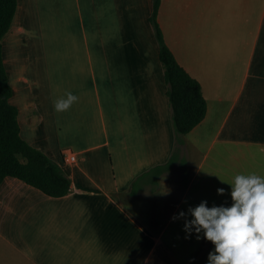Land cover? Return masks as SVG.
Here are the masks:
<instances>
[{
  "label": "crops",
  "instance_id": "0c3cea01",
  "mask_svg": "<svg viewBox=\"0 0 264 264\" xmlns=\"http://www.w3.org/2000/svg\"><path fill=\"white\" fill-rule=\"evenodd\" d=\"M151 10L152 0H17L2 40L10 101L21 136L62 167L71 190L53 197L3 179L0 264H208L214 245L185 232L188 208L230 206L221 180L264 175V0H161L165 41L199 80L207 111L171 168L130 192L175 147ZM199 49L237 51L227 62L245 63L236 93L211 91ZM66 92L78 102L55 111Z\"/></svg>",
  "mask_w": 264,
  "mask_h": 264
},
{
  "label": "trees",
  "instance_id": "16d2710c",
  "mask_svg": "<svg viewBox=\"0 0 264 264\" xmlns=\"http://www.w3.org/2000/svg\"><path fill=\"white\" fill-rule=\"evenodd\" d=\"M160 4L161 0H152L149 21L154 29L163 66L175 147L166 162L153 166L132 181L131 193L139 179L148 172L157 178L171 168L180 157L179 144L183 135L196 126L207 111V101L199 80L178 62L165 41L158 21ZM16 8L17 0H0V184L6 176H13L49 196L59 197L70 192V177L57 162L21 136L18 109L10 101L12 87L3 62L2 40L11 27Z\"/></svg>",
  "mask_w": 264,
  "mask_h": 264
},
{
  "label": "clouds",
  "instance_id": "9594fccd",
  "mask_svg": "<svg viewBox=\"0 0 264 264\" xmlns=\"http://www.w3.org/2000/svg\"><path fill=\"white\" fill-rule=\"evenodd\" d=\"M78 99L66 92L53 102L54 109L67 111ZM221 181L231 186V205L208 207L207 201H201L189 207L192 219L185 220V232L190 236L194 230L198 240L203 233V238L214 245L208 264H264V175L237 173L231 182ZM224 191L218 188L217 194ZM185 215L181 211L173 220Z\"/></svg>",
  "mask_w": 264,
  "mask_h": 264
},
{
  "label": "rangeland",
  "instance_id": "374dc122",
  "mask_svg": "<svg viewBox=\"0 0 264 264\" xmlns=\"http://www.w3.org/2000/svg\"><path fill=\"white\" fill-rule=\"evenodd\" d=\"M237 51L233 50H208V49H199L193 52L194 55L202 58L203 65L197 66L198 69L202 70L204 73L205 79L210 84L212 92H223V93H236L240 88L244 73H245V63L242 62V57L237 59L234 65H228L227 62L233 61L234 54ZM228 74V81H213V77L223 79V76ZM220 85L219 90H216L215 86ZM176 197V196H175ZM173 197V198H175ZM173 198L170 202H173ZM162 201V200H161ZM160 202V201H159ZM164 201L159 203V211L163 214V217L167 220V206L165 208ZM143 217L147 219L146 213Z\"/></svg>",
  "mask_w": 264,
  "mask_h": 264
},
{
  "label": "built area",
  "instance_id": "2783aa9c",
  "mask_svg": "<svg viewBox=\"0 0 264 264\" xmlns=\"http://www.w3.org/2000/svg\"><path fill=\"white\" fill-rule=\"evenodd\" d=\"M63 159L64 161L73 163L76 161V155L75 153L69 151L68 149H65V151L63 152Z\"/></svg>",
  "mask_w": 264,
  "mask_h": 264
}]
</instances>
